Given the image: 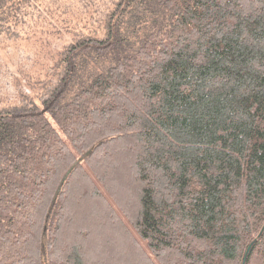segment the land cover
Returning <instances> with one entry per match:
<instances>
[{
	"label": "trees",
	"instance_id": "1",
	"mask_svg": "<svg viewBox=\"0 0 264 264\" xmlns=\"http://www.w3.org/2000/svg\"><path fill=\"white\" fill-rule=\"evenodd\" d=\"M32 1L0 0V32ZM104 16L63 57L106 69L64 103L0 110V264H242L250 243L244 264H264V0Z\"/></svg>",
	"mask_w": 264,
	"mask_h": 264
},
{
	"label": "rangeland",
	"instance_id": "2",
	"mask_svg": "<svg viewBox=\"0 0 264 264\" xmlns=\"http://www.w3.org/2000/svg\"><path fill=\"white\" fill-rule=\"evenodd\" d=\"M116 1L49 0L51 6L47 4V9L42 2L33 0L25 22L13 26L9 34L0 32V110L26 111L43 100L64 103L93 73L106 69L112 59L93 50L77 53L78 49H74L70 56L63 55L82 33L104 36V15ZM71 60L76 63L72 65ZM119 174V181L111 185L124 200L133 189L126 170ZM71 190L75 193L77 187ZM119 241L121 246L127 244L121 238Z\"/></svg>",
	"mask_w": 264,
	"mask_h": 264
},
{
	"label": "water",
	"instance_id": "3",
	"mask_svg": "<svg viewBox=\"0 0 264 264\" xmlns=\"http://www.w3.org/2000/svg\"><path fill=\"white\" fill-rule=\"evenodd\" d=\"M263 229H264V224H263L262 227L260 228L258 234L256 235V238L261 234V232L263 231ZM250 245H251V243L247 246L246 253H245V255H244V260H245V258H246L247 251H248L249 248H250ZM244 260H243V263H242V264H244Z\"/></svg>",
	"mask_w": 264,
	"mask_h": 264
}]
</instances>
